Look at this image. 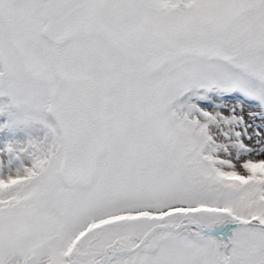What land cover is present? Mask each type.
<instances>
[{
  "label": "snow or ice",
  "instance_id": "1",
  "mask_svg": "<svg viewBox=\"0 0 264 264\" xmlns=\"http://www.w3.org/2000/svg\"><path fill=\"white\" fill-rule=\"evenodd\" d=\"M0 264H264V0H0Z\"/></svg>",
  "mask_w": 264,
  "mask_h": 264
}]
</instances>
